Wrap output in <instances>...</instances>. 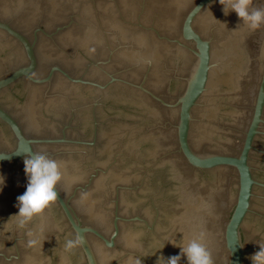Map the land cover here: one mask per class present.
I'll return each instance as SVG.
<instances>
[{"label":"water","instance_id":"95a60500","mask_svg":"<svg viewBox=\"0 0 264 264\" xmlns=\"http://www.w3.org/2000/svg\"><path fill=\"white\" fill-rule=\"evenodd\" d=\"M241 24L219 0H0V264H156L200 231L214 264H252L264 25ZM34 152L64 180L21 226Z\"/></svg>","mask_w":264,"mask_h":264},{"label":"clouds","instance_id":"9594fccd","mask_svg":"<svg viewBox=\"0 0 264 264\" xmlns=\"http://www.w3.org/2000/svg\"><path fill=\"white\" fill-rule=\"evenodd\" d=\"M219 3L223 6L225 15L229 11L235 12L242 22L241 25L249 31H256L264 25V7H254L253 0H219ZM4 158H6L4 155L0 156V159ZM23 164L27 178L26 191L17 197L15 207L18 212L13 216L21 226L35 217H40L57 200V185L64 180L61 162L43 152L25 154ZM3 184L4 179L0 177V185ZM80 242L79 238L66 240L65 251L74 249ZM35 243V240L28 241L29 245ZM179 248V255L171 256L167 260L159 257L156 264H160L161 260L165 264H180L182 256L187 264H214L213 254L206 242L204 231L187 239ZM250 259L252 264H264V244H259V251L255 252ZM135 264H141V261L137 259Z\"/></svg>","mask_w":264,"mask_h":264}]
</instances>
